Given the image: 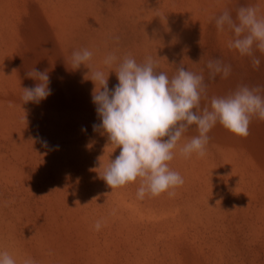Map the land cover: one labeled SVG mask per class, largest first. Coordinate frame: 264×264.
<instances>
[{
  "label": "rangeland",
  "instance_id": "1",
  "mask_svg": "<svg viewBox=\"0 0 264 264\" xmlns=\"http://www.w3.org/2000/svg\"><path fill=\"white\" fill-rule=\"evenodd\" d=\"M241 6L264 17V0H0V252L16 264H264V120L254 116L247 137L217 123L206 155L186 159L192 125L169 162L183 185L139 199V179L111 189L100 177L120 148L93 130L90 69L72 63L74 51H92L109 89L126 56L152 57L169 79L182 65L204 77L201 107L245 85L264 95V52L254 49V67L216 26ZM217 59L227 77H210ZM33 69L47 71L51 95L24 103L23 88L39 83Z\"/></svg>",
  "mask_w": 264,
  "mask_h": 264
},
{
  "label": "clouds",
  "instance_id": "2",
  "mask_svg": "<svg viewBox=\"0 0 264 264\" xmlns=\"http://www.w3.org/2000/svg\"><path fill=\"white\" fill-rule=\"evenodd\" d=\"M215 22L218 30L223 31L227 26L233 32L235 38L229 42V48L237 49L242 56L252 57L253 66L258 67L261 61L255 57L254 49L264 52V17L258 16V7H239L235 20L230 12L224 11ZM92 57L93 52L83 48L72 53V63L74 69L81 65L90 69L89 79L95 85L92 101L101 120V123L93 124V130L102 129L110 143L120 148L119 155L110 159L100 175L111 189L139 179V199L146 194L159 196L165 192L174 196L175 189L183 185L184 179L169 167V162L174 159V150L183 134L192 125L196 126L198 135L179 146L180 155L186 159L193 154L206 155L210 141L208 133L217 123L237 136L247 137L252 118L264 120V95L260 94V87L240 86L227 96L212 97L210 108L201 107V99L207 95L204 77L182 65L169 79L166 73L156 70L157 63L152 57L137 63L131 56H126L115 70L118 84L109 89V72L106 75L102 70H93L90 66ZM117 59L110 53L104 64L111 68ZM207 67L213 79L216 74L227 77L231 72V66L219 59L208 61ZM26 75L39 83L32 88H23L24 103H39L51 95L47 71L33 69ZM165 137L167 139H163ZM101 226V221H96L97 231ZM0 264H16V260L4 251L0 252ZM23 264L36 262L28 258Z\"/></svg>",
  "mask_w": 264,
  "mask_h": 264
}]
</instances>
